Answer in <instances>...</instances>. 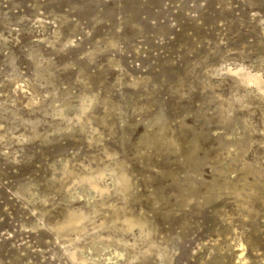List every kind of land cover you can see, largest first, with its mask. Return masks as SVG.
<instances>
[{"label": "rangeland", "instance_id": "rangeland-1", "mask_svg": "<svg viewBox=\"0 0 264 264\" xmlns=\"http://www.w3.org/2000/svg\"><path fill=\"white\" fill-rule=\"evenodd\" d=\"M0 264H264V0H0Z\"/></svg>", "mask_w": 264, "mask_h": 264}, {"label": "bare ground", "instance_id": "bare-ground-1", "mask_svg": "<svg viewBox=\"0 0 264 264\" xmlns=\"http://www.w3.org/2000/svg\"><path fill=\"white\" fill-rule=\"evenodd\" d=\"M245 79V78H244ZM257 80V79H256Z\"/></svg>", "mask_w": 264, "mask_h": 264}]
</instances>
